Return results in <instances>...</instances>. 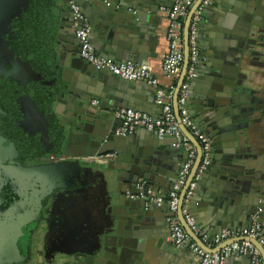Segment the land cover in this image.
Wrapping results in <instances>:
<instances>
[{"label":"water","instance_id":"water-1","mask_svg":"<svg viewBox=\"0 0 264 264\" xmlns=\"http://www.w3.org/2000/svg\"><path fill=\"white\" fill-rule=\"evenodd\" d=\"M76 1L88 17L97 52L114 59L120 55L121 59L132 57L131 51L144 25L145 16L142 13L136 15L128 7L132 4L147 9L161 5L160 0ZM202 1H196L185 21V61L174 94V108L181 129L198 150L192 173L182 191L178 215L190 236L208 249L190 229L183 212L186 191L202 161V149L182 124L178 109V97L189 65V28ZM5 3L3 36H16L19 42L13 46L7 40L4 42L8 45L4 47L5 55L15 66L8 69L7 77L20 86L23 100L29 97L30 111L35 116L32 128L38 137L40 134L46 139H49L48 130H56L60 143H66L67 147L77 144L81 148L74 152L66 149L67 159L34 165L38 170L34 171V176L46 178L53 189L68 188L62 185L63 181L69 183L77 177L76 180L82 182L92 168L86 166L83 158L94 159L99 167L116 171L103 179L104 200L92 202L87 197L91 193L82 197L79 217L86 219L91 212L95 226L100 228L94 234L96 246L89 253L91 260L95 264H198L187 261L182 253L170 250L172 242L165 239L166 226L158 219L162 215L156 212L157 204L143 198L126 197L128 190L138 193L136 186L140 180L164 191L170 188L178 172L173 157L177 151L172 147L175 141L160 138L153 132L142 136H118L113 132L110 119L99 122L94 118L93 99L114 107L121 101L123 93L144 90L145 83L130 85V81L97 69L81 57L75 35L77 26L68 0H63L62 5L56 1L48 5V0H3ZM55 24L59 25L57 36H53ZM263 24L264 0H212L205 7L200 23L201 64L189 85L187 103L192 117L209 135L215 152L212 162L202 173L201 187L197 190L199 195L191 198L189 204L195 209L202 197L203 212L213 217L215 232L250 226L255 220L264 228V175L251 162L252 154L244 132L250 99L242 77L246 53L250 49L249 36L256 29L264 32ZM44 28L48 36H44ZM19 36L25 37V41H20ZM60 36L64 38V44L60 42ZM128 44H131L130 50ZM27 77L32 81L28 85ZM129 104L144 110V103L139 100H130ZM50 117L55 121V127ZM111 152L118 158L104 160L103 156ZM99 172L104 176L102 171ZM115 183L116 187L113 186ZM97 197L102 198V194ZM160 208L167 211V205ZM100 211L102 215H98ZM104 221L108 223L101 227ZM225 242L224 246L232 240ZM251 242L264 258V247L255 239ZM183 251L188 252L186 248Z\"/></svg>","mask_w":264,"mask_h":264},{"label":"flooded vegetation","instance_id":"flooded-vegetation-1","mask_svg":"<svg viewBox=\"0 0 264 264\" xmlns=\"http://www.w3.org/2000/svg\"><path fill=\"white\" fill-rule=\"evenodd\" d=\"M3 6L7 5L0 0V264H95L89 253L95 249L94 234L100 228L95 226L91 212L86 219L79 217L82 197L91 193L87 197L93 202L96 192L91 187L90 173L82 182L77 177L69 183L63 181L68 188L61 189H53L46 178L34 176L38 171L34 165L67 159L66 149L74 152L81 148L60 143L56 130H48L46 139L40 134L38 137L32 128L35 116L30 111L29 97L23 100L20 86L7 77L8 69L15 66L5 55L4 47L8 45L4 42L7 40L11 46L19 42L16 36H3ZM21 39L25 41V37ZM248 45L242 69L250 99L247 118L258 124L256 144L264 153V32L256 29ZM256 65L260 67L254 68ZM30 81L27 77V85ZM247 143L251 154L256 155L248 138ZM51 152L56 154L54 158Z\"/></svg>","mask_w":264,"mask_h":264},{"label":"built area","instance_id":"built-area-1","mask_svg":"<svg viewBox=\"0 0 264 264\" xmlns=\"http://www.w3.org/2000/svg\"><path fill=\"white\" fill-rule=\"evenodd\" d=\"M196 1L174 0L168 11V51L164 57L162 68L174 81L179 80L183 71L185 61V21ZM211 1L203 0L193 14L189 28V65L186 73L187 77L181 86L178 97L181 122L189 130L190 134L198 140L202 149V161L196 172V178L190 182L186 191L184 198L186 201L192 197L197 185L196 180L210 164L212 157L211 139L193 119L187 103L189 81L197 76V64L200 59L199 24L205 7ZM68 2L72 19L77 24L75 34L79 41V53L84 60L97 69L109 71L127 81L144 82L156 88L155 102L161 108V115L152 116L133 107H120L115 112L116 125L113 131L114 134L125 137L132 135L138 128H143L148 132L157 134L160 138L173 137L177 146H184L188 149V156L182 164L167 198L154 186H147L144 180H140L137 183L138 193L127 191V196L132 199L143 198L147 202H153L159 206L166 203V221L171 230V242L178 248L190 250L200 260L201 264H226L233 254L248 255L250 264H264V258L260 249L251 242V239H255L264 247L263 225L256 220L250 226L224 228L220 232L208 235L201 232L193 216L184 212L186 223L200 237L204 244L207 245L209 242L218 244L225 240H232L230 244L215 252H210L199 245L185 230L177 213L180 205V193L187 183L191 169L197 158V150L181 129L175 113L174 94L176 84H172L168 88L162 87L159 85L160 80L153 74L150 67L137 66L131 60L118 62L101 56L92 41L91 26L85 22V16L80 5L76 0H68ZM91 104L98 106L99 100L93 99ZM115 157H117V154L111 152L103 156V159L107 161ZM51 158H54V156L52 155Z\"/></svg>","mask_w":264,"mask_h":264},{"label":"crops","instance_id":"crops-1","mask_svg":"<svg viewBox=\"0 0 264 264\" xmlns=\"http://www.w3.org/2000/svg\"><path fill=\"white\" fill-rule=\"evenodd\" d=\"M52 1H56L58 5L63 4V0H48V2H49L48 5ZM173 2H174V0H160L161 5H158V7H155V8L151 7V8H147V9H144L142 7L136 8L134 5L131 4L128 7L130 10L134 11L136 13V15L139 13H142L145 16L144 21H143L144 25H142L141 29L139 28L140 29L139 30V36H138L137 41L135 43L136 46L131 51L132 57H130L129 59H121L122 56L120 55L119 57H116V59H114L113 57H107V58L113 59V60L118 61V62L131 60L137 66H148L152 70L153 74L155 76H157L158 79L160 80V83H159L160 86L168 88L170 85L176 84V88H177L178 81H174L170 76H168L163 71V68H162L164 57L168 51V39H167V29H168V25H169L168 11H169V8ZM60 8L62 10V7H60ZM61 10L59 8H57L58 13H60ZM50 11H51V9L48 7V12H50ZM84 16H85V22H87L89 24L88 17L85 14H84ZM58 24H55V27H54L55 33L53 34V36H57V30L59 28ZM75 24H76V22H75ZM76 26H77V24H76ZM44 30H45L44 36H48V32L46 31L45 28H44ZM201 35H202V29H201L200 24H199L200 50H201V46H202V39L200 37ZM92 36H93V34H91V37ZM59 40L62 44L65 43L64 38L62 36L59 37ZM53 41H54V39H53ZM127 47L130 50L131 44H128ZM103 57H106V56H103ZM126 58H128V56ZM200 64H201V59H199V62L197 64V74L199 72L198 70H199ZM257 67H260V65L254 66V68H257ZM246 68H249V67L246 66ZM186 77H185V79H186ZM191 81H192V79L189 81V85H190ZM141 83H144V82H129L130 85H136V84L140 85ZM175 91H176V89H175ZM155 97H156V88L145 83L144 84V90H138V92H135V90H133L130 93H123L121 96V101L116 103L114 105V107L110 103L102 102L101 100L97 99V100H99V105L95 106L96 108L94 110H95V114H96L95 116L96 117H94V118H98L99 122H101V121L103 122L106 119H110V123L115 128V125H116L115 112L118 108L123 107V106L133 107L139 111L148 113L149 115H152V116H160L161 115V108L158 104H156ZM130 100H139V101L143 102L144 103V106H143L144 110H140L137 107L131 105L133 103L129 104ZM188 106H189V104H188ZM246 123H247V125H249V127H247L244 130V132H245L247 138L249 139V145H251V144L253 145V152L252 153L256 154V155H252L251 162L257 166L260 174L264 175V153L260 152V150L256 144L257 138L255 136L256 131H257L256 128H257L258 124L257 123L252 124V120L248 119V118H246ZM199 126L201 127L200 124H199ZM146 133H149V132L144 130L143 128H138L132 135H130V137L135 136V135H141L142 136V135H145ZM166 138L173 139L175 141V139L173 137H166ZM193 145L196 147V145L194 143H193ZM211 145H212V143H211ZM172 147L175 148L177 151V152H175V155H173V157H175V159L177 161V167H178V172L175 175V180H176L178 173L182 167V164L184 163L185 159L188 156V149L185 148L184 146H177L176 141H175V144H172ZM196 150H197V147H196ZM214 152H215L214 148L212 147V157L214 155ZM54 154H55L54 152H51L49 155L52 156ZM197 156H198V150H197ZM212 157H211V162H212ZM117 158L118 157H115L113 159H117ZM83 161L85 162L86 166H92V168L89 171L91 178H93V182L91 184V187L93 188L94 191H96V192H94L93 202H96V201L99 202L100 199L104 200L105 194H104V191L101 189V186L103 185V179L104 178L108 179V175L115 174L116 171L113 169H110V168L104 169V168L99 167L97 164H95L93 162L94 159H84L83 158ZM193 167H194V165H193ZM193 167H192V169H193ZM192 169H191L190 175L192 173ZM99 171H102L104 173V176H101V173ZM190 175H189V177H190ZM195 176H196V174H195ZM195 176L193 179L196 178ZM189 177H188V179H189ZM201 177H202V174L196 180L197 185H196V188H195L194 193H193L191 198L199 195L197 190L199 191V188L201 187V179H202ZM173 183L171 184L170 188H168V190H166V191L159 189L156 186H154V187L157 188L163 194L164 197H165V194H167V197H168L169 190L171 189ZM113 186L116 187V183ZM98 187L101 189V191ZM182 191H183V189H182ZM182 191L180 193V198L182 195ZM101 194H102V198H98L97 196L98 195L100 196ZM126 197L129 198L127 195H126ZM189 201L190 200H188V201L184 200L183 201V204H182L183 212L189 213L191 216L194 217V219L196 220L197 225H198V227L202 233L208 234V235L217 233V232H215L216 227L214 226V223H213V217L209 214L205 215L203 212L204 211V206H203L204 203L202 202V197L199 198V203L196 205L195 209L191 208ZM164 205H167V204L165 203V204L160 205V206L156 205V212L158 214L162 215L158 219L161 220V223L166 226V229H165V231L167 233V237L165 238L166 241L171 242V239H170L171 230H170V226L167 223L166 218H165V216H167V211H165L163 208L162 209L160 208V207H163ZM199 211H200V213H199ZM192 212H195L196 215H194ZM93 214H94V212H93ZM99 214H101V211L98 213V215ZM199 214H203V216L199 215ZM177 215H178V213H177ZM95 216L97 218L96 213H95ZM92 217H93V215H92ZM178 218L180 220L179 215H178ZM180 222H181V220H180ZM230 228H240V226L230 227ZM263 231H264V228H263ZM156 241H157V239H156ZM225 241L229 242L230 240H225ZM225 241L218 243V244L213 243V242H209V243H207V247H208L207 250L210 252L218 251L219 247L225 245V243H226ZM183 249L184 248L176 247L173 243H172V246L170 247L171 251L182 253L187 261H189V262L194 261V262H197L198 264H201L200 260L190 250L187 249L188 252H184ZM156 252H157V250H156ZM81 256H82L81 259L83 261H85L84 252L81 253ZM246 256L240 255V254H233L227 260L226 264H250V259L248 258L249 256L248 255H246Z\"/></svg>","mask_w":264,"mask_h":264}]
</instances>
